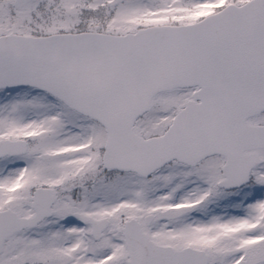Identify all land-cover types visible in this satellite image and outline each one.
I'll use <instances>...</instances> for the list:
<instances>
[{"label": "snow or ice", "instance_id": "obj_1", "mask_svg": "<svg viewBox=\"0 0 264 264\" xmlns=\"http://www.w3.org/2000/svg\"><path fill=\"white\" fill-rule=\"evenodd\" d=\"M0 264H264V0H0Z\"/></svg>", "mask_w": 264, "mask_h": 264}]
</instances>
